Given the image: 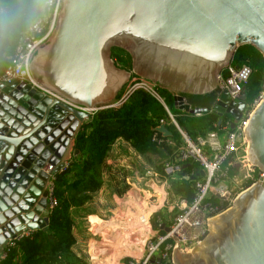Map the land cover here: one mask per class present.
Here are the masks:
<instances>
[{"label": "water", "instance_id": "water-1", "mask_svg": "<svg viewBox=\"0 0 264 264\" xmlns=\"http://www.w3.org/2000/svg\"><path fill=\"white\" fill-rule=\"evenodd\" d=\"M242 44L264 61V0H59L49 37L28 57L29 71L41 87L86 111L24 81L0 83V247L25 229L46 226L45 170L62 169L76 153L81 124L114 100L131 73L172 95L175 109L204 112L220 89L218 73ZM110 47L128 52L130 70L113 64ZM244 105L243 88L235 101L221 91L211 112L229 114L231 129ZM154 131L171 135L163 123ZM243 132L247 160L263 171L261 183L206 223L204 242L189 251L195 258L182 257L174 238L173 264H264V96ZM159 227L168 231L167 224ZM155 255L150 262L161 264Z\"/></svg>", "mask_w": 264, "mask_h": 264}, {"label": "trees", "instance_id": "trees-1", "mask_svg": "<svg viewBox=\"0 0 264 264\" xmlns=\"http://www.w3.org/2000/svg\"><path fill=\"white\" fill-rule=\"evenodd\" d=\"M42 3L43 0H0V74L8 64L20 35L40 12ZM110 59L116 67L130 70L128 52L123 53L116 47H110ZM230 65L234 67L247 65L250 68L243 86L245 103H250L264 87V61L261 53L254 50L250 44L239 45L231 56ZM131 76L134 74L131 73ZM123 88L124 86L116 92L114 100L120 96ZM155 90L179 129L192 140L210 131L222 134L224 127L230 130L229 125L226 124L232 121L229 114L223 113L218 117L211 112L220 93L219 90L216 91L213 103L209 108H204L206 110L200 116L188 115L175 109L172 95L156 85ZM161 122L171 133L169 137H162L154 131ZM116 141L124 143L134 154L142 157L148 167L166 182L167 195L170 198L191 202L194 195V179L191 178L199 177L200 168L197 163L187 160L171 162L172 167L185 166L166 172L163 164H170L173 153L180 144V136L169 122L161 104L149 94L137 89L132 91L121 105L96 109L81 124L73 138L72 149L76 153L70 155L60 171L52 174L51 196L55 204L48 211L46 226L35 228L27 235L23 234L5 244L2 247L4 256L0 257V264H85L83 257L73 250L76 242L73 233L74 218L81 213L84 214L83 216L93 213L94 210L86 206L93 194L101 188L105 187L118 197L129 188L125 180L128 178L127 170L107 162ZM169 141L171 143H168ZM233 159L231 154L223 163V166L228 165L230 175L236 173ZM250 182L251 180H246L243 187L248 186ZM210 200L218 207V211L225 209L230 203L227 199L214 196ZM140 205V210L143 211L141 216L144 215L146 219L155 210L153 206L146 207L144 203ZM173 209L175 212L176 208ZM166 210V219L163 218L164 212L160 210L153 212L149 218L152 228L158 234H163V229H160L157 218L162 219L164 224L170 223L171 214ZM95 222L100 224L98 218L93 217V220H90L93 232L103 236V243L96 247L93 243L89 246L92 264H116L120 256H126L127 248L141 250L140 237L144 236L146 229L138 225V216L135 213L126 218H119L118 222L121 225H110V229L98 228L96 226L98 224L94 225ZM111 231L116 234L110 240L106 232ZM112 241H115L112 244L114 246L109 245ZM116 242L124 243L125 247H120ZM107 245L109 246L106 247ZM104 247L109 248L110 251L104 252L102 250Z\"/></svg>", "mask_w": 264, "mask_h": 264}, {"label": "built area", "instance_id": "built-area-1", "mask_svg": "<svg viewBox=\"0 0 264 264\" xmlns=\"http://www.w3.org/2000/svg\"><path fill=\"white\" fill-rule=\"evenodd\" d=\"M58 11L59 0H43L40 12L31 20L17 40L10 60L0 74L1 84H7L14 80L24 81L30 85L31 88H35L44 94L62 100L55 94L41 87L32 78L28 63V57L36 50L38 45L45 43L49 37ZM249 73L250 68L247 65H241L239 67L230 65L224 67L218 73L219 92L225 91L229 100H237L247 81ZM137 89L149 94L161 104L168 116L169 122L175 127L180 136V144L177 151L173 153L170 164L164 163L163 167L167 169L173 166L171 162H185L190 160L197 163L200 170L203 171L202 176H196V178H194V195L191 202L187 203L184 200H178L173 206L167 208L166 212L171 214L170 223L167 224L168 231L163 232V234H158L156 230L150 231L151 226L149 225V220L147 218L148 226L145 231L147 235L145 237H140L142 240H140L141 250L139 255L120 256L116 261V264H153L150 262V258L156 252L155 256L159 258V262L161 264H166L171 263L170 257L173 251L174 238H180L182 253H188L193 247L200 243L202 236L207 230V222H209L214 216L230 208V203L233 202L234 198L239 193L253 184L261 183L263 171L258 170L255 166L250 164L246 158L245 151L247 139L244 137L243 129L252 110L264 96V87L255 99L250 103H245L240 117L234 122V125L230 130H227L224 127V132L222 134H219L216 131H210L204 136H197L194 140L179 129L172 114H170L163 100L155 90L154 83L145 78L131 76L126 83L123 92L109 106L117 107L121 105L128 95ZM62 101L73 108L86 111V109L79 105L71 104L64 100ZM202 113L203 112L198 111L187 114L200 116ZM230 123L231 121L226 124L230 125ZM152 139H154V137H152ZM168 143L171 142L169 141ZM240 152H242V154H239ZM231 154L234 158L233 165L235 166L234 169L236 172L232 175L228 173V165L223 166V163ZM255 168L257 169L256 172ZM45 172L48 175V183L46 185V206L49 211L55 204V200L51 196V170L48 168ZM125 180L128 184V178ZM140 180L143 181L152 193L156 194V200L158 194L155 192L154 187L159 188L161 191L160 197L163 202L164 197L167 196V184L164 180L158 177V174L154 170L151 168L146 169L140 177ZM246 180H251V182L248 186L243 187ZM225 193L228 194V197L225 199L230 203L225 209L218 211V207L214 205L210 199L212 196L219 198V196H223ZM174 207L176 208L175 212H173ZM87 221L89 223L88 229L90 230L91 224L88 217ZM157 222L159 226L163 224V220L160 218H157ZM31 230L32 229H25L24 231L19 232L15 239L23 234L27 235ZM10 241L11 240L7 241L5 244ZM3 256L4 253L1 251L0 257Z\"/></svg>", "mask_w": 264, "mask_h": 264}, {"label": "rangeland", "instance_id": "rangeland-1", "mask_svg": "<svg viewBox=\"0 0 264 264\" xmlns=\"http://www.w3.org/2000/svg\"><path fill=\"white\" fill-rule=\"evenodd\" d=\"M120 149H123V151H120ZM114 151H116V153ZM108 162L113 164L115 167H123L125 170H127L128 183L130 188L132 187L133 190L123 193L121 196L118 197L116 194H112L108 189L103 187L100 193L96 192L95 194H93V199H91V201L87 204L86 208L94 210L93 213L91 214H94V212L96 213V211L98 212L97 217L99 218L98 221L100 224H98L97 222H95L94 224V225L98 224L96 225L98 228L103 227L105 229H110V225L112 226L114 224L116 226L121 225L118 222V219L121 218L123 215L124 217H126V216H131L133 213H135L137 216L140 217L141 214L143 213V211L140 210V206H141L140 204L144 203L146 207H150V206L155 207V210H153L152 212H156L158 210H160L161 212H165L166 210L165 207L167 208L171 207L177 201V198L174 197L170 198L167 195L164 197V200L162 202V198L160 197L161 191L159 190V188L154 187V190L158 194V197H156L157 200L155 199V196L152 193V191L147 188V186L143 183L142 180H140V177L142 176L143 172L146 169H149L150 167H148V164L145 162V160L142 157L136 156L135 154L132 153L131 150H127L125 146L121 144L116 145L114 147V150H112L108 156ZM136 177L139 181L138 184L136 183L135 180ZM96 195H98L99 201L96 200L97 197ZM94 197H95V201H94ZM137 199L138 201H136ZM233 205L234 203L231 202L230 209L224 212V214L231 212L233 210ZM91 214L83 216L84 214L81 213L78 217L74 218L75 226L73 233L76 238V242L75 245L73 246V250L79 256L83 257L85 264H90V260L92 259V256L90 258V249L88 247V243L89 246L92 243H94L95 247L96 245L100 246L103 243V236L101 234L100 236L102 237V241L98 234H93L94 233L93 226L91 227V230L88 229L89 223L87 221V217L92 221L93 217H90ZM217 216L219 215H216L213 218ZM148 223L151 226L150 221H148ZM104 230L102 229V231ZM150 231H154L152 226L150 227ZM106 233L110 235V232H106ZM115 233L116 232H112L111 235H114ZM146 235L147 234L144 233V236L142 237H145ZM203 242L204 241L202 240L199 244H202ZM195 247H193L192 250ZM182 257L195 258V254H189V252L182 253ZM100 258L103 260L102 257ZM91 264H92V260H91ZM171 264H173L172 261Z\"/></svg>", "mask_w": 264, "mask_h": 264}, {"label": "bare ground", "instance_id": "bare-ground-1", "mask_svg": "<svg viewBox=\"0 0 264 264\" xmlns=\"http://www.w3.org/2000/svg\"><path fill=\"white\" fill-rule=\"evenodd\" d=\"M127 217V216H126ZM125 217V218H126ZM138 225L139 226H144L145 227V229L147 230V226H148V224H147V219H146V217L144 216V215H142V216H138ZM112 232H114V231H111L110 232V235H109V237H110V240L113 238V236L116 234H114V235H111V233ZM101 241H102V237H101ZM114 242L115 241H112V243L111 244H109V245H111V246H114V245H112V244H114ZM116 244L117 245H119L120 247H122V248H124L125 247V244L124 243H122V242H116ZM109 245H107L106 247H108ZM104 252H108V251H110V249L109 248H103L102 249ZM139 252H140V250H138V249H135V248H132V247H129V248H127V254H126V256H137V255H139ZM104 264V263H103Z\"/></svg>", "mask_w": 264, "mask_h": 264}, {"label": "crops", "instance_id": "crops-1", "mask_svg": "<svg viewBox=\"0 0 264 264\" xmlns=\"http://www.w3.org/2000/svg\"><path fill=\"white\" fill-rule=\"evenodd\" d=\"M126 83H127V82H126ZM126 83H125V84H126ZM125 84H124V85H125ZM124 85H123V86H124ZM119 144H121V145H123V146H125V147L127 148V146H126L124 143H122V142H120V141H116L115 144H114L113 147H112V150H114V147H115L116 145H119ZM112 150H111V151H112ZM127 150H130V148H127ZM111 151H110V152H111ZM114 152L116 153V151H114ZM132 153H133V152H132ZM133 154H134V153H133ZM135 155H136V154H135ZM136 156H138V155H136ZM138 157H140V156H138ZM107 162H108V158H107ZM108 163H109V162H108ZM135 180H136V183L138 184L139 181H138L137 177L135 178ZM128 185H129V183H128ZM101 190H102V188L98 191V193H100ZM130 190H133V188H132V187L130 188V186H129V188H128V190H127L126 192H128V191H130ZM136 190H137V189H136ZM126 192H125V193H126ZM155 192H156V191H155ZM153 194H154V193H153ZM155 195H156V194H154V196H155ZM96 196H97V197H96ZM96 196H95V197H96V200L99 201V197H98V195H96ZM95 197H94V201H95ZM92 199H93V197H92ZM136 201H138V199H137ZM177 201H178V199H177ZM177 201H176V202H177ZM166 209H167V207H166ZM166 211H167V210H166ZM152 213H153V212H152ZM152 213H151V214H152ZM97 214H98V212L96 211V213L94 212V214H91V216H92V217H96V218H98V217H97ZM151 214H150V216H151ZM120 215H121V214H120ZM165 215H166V216H165ZM91 216H90V217H91ZM121 216H122V215H121ZM150 216L148 217V219L150 218ZM122 217L125 218L124 215H123ZM165 217H167V214H165V212H164V216H163V218L166 219ZM98 220H99V218H98ZM89 221H90V219H89ZM90 224H91V223H90ZM163 224H164V221H163ZM91 227H92V224H91ZM90 230H91V228H90ZM94 234H95V233H94ZM98 235L100 236V234H98ZM100 238H101V236H100ZM6 242H7V241H5V243H6ZM5 243H4V244H5ZM4 244H3V245H4ZM1 251H2V246L0 247V252H1Z\"/></svg>", "mask_w": 264, "mask_h": 264}, {"label": "clouds", "instance_id": "clouds-1", "mask_svg": "<svg viewBox=\"0 0 264 264\" xmlns=\"http://www.w3.org/2000/svg\"><path fill=\"white\" fill-rule=\"evenodd\" d=\"M135 76V75H134ZM131 77V76H130ZM128 82V81H127ZM126 85V84H125ZM125 85H124V87H125ZM124 89V88H123ZM216 100H217V98H216ZM114 100H112L110 103H109V105L113 102ZM109 105H107L106 107H110ZM93 111H91V113H92ZM187 114V113H186ZM161 124V123H160ZM3 247V246H2Z\"/></svg>", "mask_w": 264, "mask_h": 264}]
</instances>
